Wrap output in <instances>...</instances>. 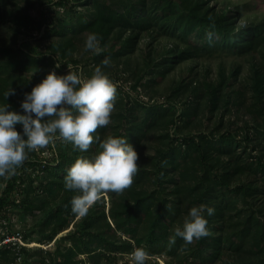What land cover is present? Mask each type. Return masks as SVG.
I'll return each mask as SVG.
<instances>
[{
	"label": "trees",
	"instance_id": "16d2710c",
	"mask_svg": "<svg viewBox=\"0 0 264 264\" xmlns=\"http://www.w3.org/2000/svg\"><path fill=\"white\" fill-rule=\"evenodd\" d=\"M210 1L78 0L69 5L68 0H0V7L22 9L10 12L17 26L40 31L44 25L40 40L46 41L49 53L47 58L0 46V103L18 111L22 110L14 96L30 91L46 75L43 68L50 66L62 74V67L50 57H72L89 32L98 34L101 47L91 60L96 67L108 57L109 64L101 65L107 74L114 61L128 62L140 39L149 41L142 65L132 72L130 83L136 92L144 77L152 76L148 99L131 98L108 74L117 88L114 108L109 123L93 133L101 140L109 135L126 136L139 156L132 184L119 193L105 192L111 197L107 210L99 203L102 195L86 215L79 216L78 223L57 236L75 215L70 203L74 192L64 188L63 177L76 158L95 152V139L85 154L69 144L44 162L36 156L31 159L28 153L22 168L6 177L0 191V214L6 216L13 208L31 214L41 211L44 214L37 222L38 233L49 241L58 239L54 251L37 246L29 252L26 245H20V251L32 255L31 264H75L76 256L83 253L98 264L99 256L131 253L135 247H144L148 255L165 253L172 257L166 264H264V23L238 28L239 4ZM49 2L69 8L70 15L47 16L42 6ZM32 8L38 15L31 14ZM213 51L250 56L260 51V62L254 66L246 89L233 88L238 64L228 71L220 65L215 77L206 74L201 79L189 78L192 66L172 86L166 98L170 104L154 100L157 85L170 70ZM73 62L77 64L76 59ZM24 68L33 74H16ZM15 79L18 90L6 97L4 93ZM222 99L236 110L244 109L248 118L243 126L192 132L191 128L200 123V110L213 114ZM174 101L181 105L179 113ZM151 140L155 142L154 153L145 156ZM32 167L39 170L27 174ZM35 179L42 196L34 191ZM19 193L22 197L18 200ZM232 195L241 197L240 208ZM200 203L215 209L207 217L209 234L191 243L176 237L171 243L174 229L182 226L188 209ZM16 244H0L3 264H12Z\"/></svg>",
	"mask_w": 264,
	"mask_h": 264
},
{
	"label": "clouds",
	"instance_id": "9594fccd",
	"mask_svg": "<svg viewBox=\"0 0 264 264\" xmlns=\"http://www.w3.org/2000/svg\"><path fill=\"white\" fill-rule=\"evenodd\" d=\"M212 35L208 33L209 39ZM99 43L98 34L89 32L84 47L96 50ZM108 64L109 58L105 57L87 77L72 70L65 74L49 71L24 93L20 103L23 111L0 103V176L15 174L29 152L48 145L55 138L71 142L81 153L95 139L98 141L95 152L76 158L63 177L64 188L74 192L70 201L72 212L86 215L103 193H119L132 184L139 156L128 137L109 135L101 140L93 135L98 127L109 123L116 99V85L101 67ZM14 93L15 89L10 88L4 95ZM214 211L206 203L192 205L182 226L175 227L171 243H175L176 237L191 243L207 236V217ZM130 258L132 264H146L147 250L135 247Z\"/></svg>",
	"mask_w": 264,
	"mask_h": 264
},
{
	"label": "rangeland",
	"instance_id": "374dc122",
	"mask_svg": "<svg viewBox=\"0 0 264 264\" xmlns=\"http://www.w3.org/2000/svg\"><path fill=\"white\" fill-rule=\"evenodd\" d=\"M78 0H68V4L78 3ZM222 1H230L233 4H239L241 15L236 18V26L243 27L253 22H262L264 23V0H211L210 3L217 2L219 5ZM54 2V1H53ZM77 8V7H76ZM79 8V7H78ZM77 8V9H78ZM44 13L48 16H56V17H63L69 16L71 10L69 8H60L55 3H47L45 6H42ZM72 9V7H71ZM11 10L14 11H21L18 9H14L11 6H4L0 7V46H11L12 48H21L25 51L36 52L39 55L49 57V53L47 52V43L45 40H40V36L43 32L44 25L42 26L41 30L31 29L30 27H19L13 23L10 12ZM79 10V9H78ZM31 14L38 15L36 9H29ZM66 16V17H67ZM39 17V16H37ZM263 33H264V24H263ZM148 38H142L138 42V47L135 51L130 55L128 62L125 64L124 61H114L113 64L110 66L108 74H112L114 78H116V82L119 85H122L125 90V93L128 94L131 98L136 96H140L142 100L148 99V85L151 83L152 76L146 75L143 80V85L137 88L136 92L130 89V83L133 82L132 72L138 68V66L142 65L143 56L148 46ZM160 43H163L161 40ZM264 45H262L261 49H263ZM101 50L99 46L96 50H87L84 47V41L78 47V49L74 52L72 57H61L59 55L50 57L55 65L62 67V74L67 73L68 71H76L84 77L90 76L95 68L91 58L94 54L98 53ZM47 52V53H46ZM72 58V59H71ZM261 53L260 51H256L252 56L250 55H240V54H232L226 51L220 52H212L211 54L203 53L202 56L198 57L197 59L187 60L182 62L180 65L176 66L174 69L170 70L165 77L161 80V82L156 87V93L154 95V100L158 102H165L166 104H170L166 98L170 94L172 86L174 85L175 81L178 80L180 77L185 76L188 74L189 69L193 66V72L191 73L189 78L192 76L199 77L200 79L205 77L206 74L208 77L212 78L215 77L220 65L223 66L227 71L235 64L239 65V71L236 75L235 83L233 88H244L246 89L249 86V77L250 74L254 70V66H256L260 62ZM73 59L77 60V64L73 62ZM52 67H48L46 69H41V71L46 72V74L51 71ZM124 68H127L128 71H125ZM208 70V73L206 72ZM125 71V72H124ZM16 74H20L23 76L33 74V70L29 68H24L18 71ZM15 75V74H14ZM13 75V76H14ZM16 79L13 81L11 80V88H14L17 92ZM226 90V88L224 89ZM249 92L246 94L247 102ZM15 103L17 104V108H20V103L24 98V95L14 96ZM184 99V98H183ZM182 99H178L179 103H181ZM153 100H151L152 102ZM177 101H174V107L179 113L181 111V105ZM22 110V109H21ZM23 111V110H22ZM198 118L200 119V123L197 124L194 128L192 127L191 131L194 132L197 129L208 130L210 128H215L218 126L221 129H226L229 127H241L244 124V119L248 118V115L244 111L243 108L240 110H236L231 105L226 103L225 99H222L219 102V107L210 114L206 110H200ZM198 123V120H197ZM20 127H17L19 130ZM174 127H172L171 132L175 134ZM154 141H150L147 145V149L145 151V156H151L154 153ZM72 145L71 142H65L62 138H55L53 139L48 145L29 152L30 158L32 159L34 156L35 158H49L51 155L58 153L60 150L65 148V145ZM252 144V143H251ZM249 145V148L251 146ZM85 154V152H83ZM22 166L19 167L20 170ZM39 169L38 167H32V169H27V174L30 175L32 172H37ZM8 175L0 176V191L4 185V181ZM39 180L35 179L33 181V185L35 186V193L39 194L40 187H38ZM25 188V187H24ZM22 192V191H21ZM22 193L16 195V198L21 199ZM42 196V193L39 194ZM103 200L101 203L104 206V209L107 210L110 203L111 197L106 193H103ZM119 197V194H117ZM232 200L236 202V206L238 208L241 207L242 201L241 197L238 195L230 196ZM43 212H34L25 213L20 208H13L9 210L8 215L4 216L0 214V238L4 236V238L10 237L11 240H15L18 244L12 248L13 253L15 254V259L12 261V264H31L32 255L28 254L27 252L20 251V245L25 243L29 252L33 251L34 247L41 246L42 248H46V250L54 251L55 247L58 245L55 240H47L38 233V226L37 222L43 216ZM79 214H76L72 217H69V226L67 227L65 232L72 227L73 223L76 221L78 223ZM79 218V219H78ZM75 225V224H74ZM79 225V224H78ZM80 226V225H79ZM74 227V226H73ZM64 232V233H65ZM63 233V234H64ZM24 234H26L24 236ZM58 236V235H57ZM59 237V236H58ZM57 237V238H58ZM42 238L41 243L29 246L31 241H37ZM1 240V239H0ZM69 242V240H66ZM14 246V245H12ZM30 249V250H29ZM45 257H47L46 253H43ZM131 253H117L112 254L109 256H99L98 264H132ZM172 257L166 255L165 253L159 255H148L146 264H163L164 262H169ZM48 262V260L46 261ZM0 264H3V260L0 261ZM75 264H93L86 253L78 254L76 256ZM217 264V263H211Z\"/></svg>",
	"mask_w": 264,
	"mask_h": 264
},
{
	"label": "built area",
	"instance_id": "2783aa9c",
	"mask_svg": "<svg viewBox=\"0 0 264 264\" xmlns=\"http://www.w3.org/2000/svg\"><path fill=\"white\" fill-rule=\"evenodd\" d=\"M42 162H44V160L43 159H40ZM1 240H0V244H5V243H9V242H12V241H15V240H11V238L10 237H7V238H4V236H3V238L1 237L0 238ZM18 243V242H17ZM23 244V243H22Z\"/></svg>",
	"mask_w": 264,
	"mask_h": 264
},
{
	"label": "bare ground",
	"instance_id": "6f19581e",
	"mask_svg": "<svg viewBox=\"0 0 264 264\" xmlns=\"http://www.w3.org/2000/svg\"><path fill=\"white\" fill-rule=\"evenodd\" d=\"M64 230H62L61 232H59L58 233V236L62 235L65 232ZM23 244L25 245V243H23ZM35 244H39V242H37V241H31V243H29V246L35 245ZM164 264H166V263H164Z\"/></svg>",
	"mask_w": 264,
	"mask_h": 264
}]
</instances>
